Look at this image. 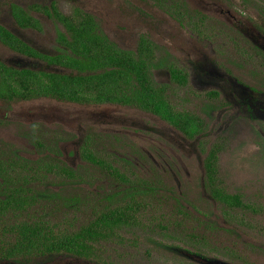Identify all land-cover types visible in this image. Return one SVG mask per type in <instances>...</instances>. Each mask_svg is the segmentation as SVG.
I'll return each instance as SVG.
<instances>
[{
	"label": "rangeland",
	"instance_id": "obj_1",
	"mask_svg": "<svg viewBox=\"0 0 264 264\" xmlns=\"http://www.w3.org/2000/svg\"><path fill=\"white\" fill-rule=\"evenodd\" d=\"M51 1L0 0L1 22L40 51L54 53L57 33L62 27L43 8H29L34 4L49 6ZM55 1L66 15H73L76 9L93 14L102 31L122 48L136 50L142 35L154 41L158 47L155 63L159 65L162 61L163 64L152 69V78L157 84H167V97L176 110L201 114L213 124L209 127L216 135L202 139V143L212 146L217 142L222 146L218 154L221 186L231 194H240L243 202L257 211L251 215L245 208L230 209L209 196L210 191L203 186L206 150L201 144L196 147L191 140H184L185 136L178 129L159 116L133 106L77 104L37 97L0 101L1 149L35 162H48L44 156L56 150L60 153L61 164L73 167L82 178L70 180L45 171L41 180L29 184L36 201L19 214V220H44L56 229L74 231L88 224L102 210L120 206L128 200L124 196L125 184L114 178L109 169L83 157L82 147L88 144L95 155L136 183L135 187L130 184L133 186L129 185V190L134 192L133 203L139 209L138 219L132 226L119 229L115 236L97 244L98 258L91 259V264H202L173 255L175 246L193 249V243L203 251L202 258L209 261L264 264V120L245 117L233 110L220 114L222 106L219 105L225 101L224 97L211 99L207 94L211 86L193 84V78L190 79L192 61H173L189 58L185 52L192 54L190 58H196L195 49L211 48L208 41L213 31L210 29L213 17L229 27L224 17L211 13L213 3L255 24L254 17L240 10L248 5L260 8L264 2L166 0L169 7L182 2L188 6L190 10L181 11L183 22L155 0ZM14 2L39 18L42 30L19 27L10 12ZM194 10L205 17L200 19ZM218 30L236 39L232 29L219 27ZM165 48H171L173 53ZM249 54L254 55L253 48ZM20 57L24 56L0 44V60L17 67L48 69L44 61H21ZM166 58L190 74L186 85L172 78L167 61H164ZM222 62L226 64L227 61L219 62L221 71L230 72L231 66ZM205 64L208 67V62ZM199 67L205 66L202 62L195 66V70L201 72ZM52 68L55 67H49ZM231 73L233 82L243 79L248 92L250 87L258 85L257 79L249 73ZM250 113L246 110L247 115ZM146 186L156 190L155 197L139 192ZM150 218H154L153 223ZM5 221L12 222L8 217ZM85 261L54 253L29 260L0 259V264H80Z\"/></svg>",
	"mask_w": 264,
	"mask_h": 264
},
{
	"label": "trees",
	"instance_id": "obj_2",
	"mask_svg": "<svg viewBox=\"0 0 264 264\" xmlns=\"http://www.w3.org/2000/svg\"><path fill=\"white\" fill-rule=\"evenodd\" d=\"M155 1L183 21L181 11L186 8L183 2L169 7L166 0ZM30 8H43L48 16L63 26L64 30L57 33L59 46L56 53L42 52L0 24L2 44L25 57L40 58L48 66V69H36L0 61L1 99L13 101L52 97L77 104L133 106L159 116L190 137L204 131L203 120L193 112L176 110L167 97V84H157L152 78L151 69L162 66L163 62L160 61L159 65L155 63L156 45L147 35L141 36L136 50H127L102 31L90 12L76 9L73 16L65 15L54 0L49 6L34 4ZM11 14L19 27L42 30L40 20L23 6L12 3ZM194 28L197 29V25ZM50 66L55 68L49 69ZM166 66L176 82L182 85L188 83V76L182 68L172 61L167 62ZM4 152L0 147V259L29 260L62 253L86 260L80 264H91V259L98 258L99 248L96 246L101 240L115 236L119 229L132 226L138 219L139 209L133 203L134 192L129 190V185L134 182L105 159L95 155L90 145L85 144L82 147L83 157L109 169L114 178L125 184L124 196L128 200L120 206L102 210L88 224L74 231L56 229V226L44 220H19V214L36 201L35 192L29 184L41 180L45 171L55 172L70 180H79L82 176L76 173V169L58 160L35 162L24 157H4ZM216 152L215 148L205 161L206 178L211 188L209 195L225 205L240 206L239 195H231L216 184ZM139 192L145 193L143 190ZM7 217L12 222H6Z\"/></svg>",
	"mask_w": 264,
	"mask_h": 264
},
{
	"label": "flooded vegetation",
	"instance_id": "obj_3",
	"mask_svg": "<svg viewBox=\"0 0 264 264\" xmlns=\"http://www.w3.org/2000/svg\"><path fill=\"white\" fill-rule=\"evenodd\" d=\"M51 2H50V5H51ZM262 2H264V0H262ZM19 5H21V4H19ZM25 9H27V8H25ZM33 10H35V9H33ZM182 10L185 11V10H190V9L188 8V6H186V8H183ZM240 11L243 14H249V15H251V17H254L256 19V23L254 24L251 21L244 20V19H242V17L234 14L228 8H222L219 6L218 3H216V2L213 3V9H212L211 13L214 16L215 15H221V18L224 17L223 21L225 22V24H228L229 27H227V25L226 26L222 25L221 22L217 21L215 19V17H213L211 19L213 27L210 28L211 30L213 28V31H211V34H210L211 38L208 41V44L210 45L211 48L209 50L208 49H206V50L195 49V51H197V55H198L196 58H193V57L190 58V56L192 54L190 55V54H188V52H185V55H187L189 58H178V59L175 58V60L173 59V61H192V63H191L192 68L191 69H192L193 75L190 77V79L193 78V84L196 87H204L206 85L211 86L212 88L207 93L209 98H211V99H214L215 97H221V98L224 97L225 101L222 104L220 103V105H219V106H222L220 108V114L225 115L226 112L230 113L233 110V112L236 114L245 115V117L256 118V120L262 121V120H264V3L261 4L260 8H253L252 5H248L247 8H244V10H240ZM10 12H11V5H10ZM193 12L195 15L204 16L198 10H194ZM216 13H218V14H216ZM1 16H2V9L0 7V24L4 25L1 22ZM70 16H73V15H70ZM96 22H97V19H96ZM60 27H62V29H60L59 31H63L64 28L61 24H60ZM219 27H223V29H232V31L235 33L236 39L233 40L231 38V36H229L227 34L222 35V31L218 30ZM214 28L216 30H214ZM239 43H241L244 46V48L239 47L240 46ZM0 44H2V43L0 42ZM2 45L5 46L4 44H2ZM58 46H59V44H58L57 38H56V46H55V52L54 53L57 52L56 47H58ZM5 47H7V46H5ZM155 47H156V50H158L157 45ZM252 48H253V53H254L253 56L251 54H249V50H252ZM165 49L167 51H169V53L170 52L173 53V50L171 48H165ZM220 50H223V52H221ZM226 52L229 55L228 54L223 55ZM170 55H172V54H170ZM233 56H236L237 58H234ZM31 59H32V61H44V60H41L40 58H31ZM0 61L4 62L2 60H0ZM164 61L169 62V61H171V59L166 58V59H164ZM220 61H227L226 64H224L223 62H222V64L226 65L227 67L231 66V68L229 70L230 72H228L227 70L221 71L222 69H221V67H219ZM201 62L203 63V65L205 67H202V68L199 67L201 69V72L196 71L195 66L196 65L200 66ZM205 62H208V67L205 64ZM4 63H6V62H4ZM44 63H46V62L44 61ZM173 63L176 64L175 62H173ZM209 66H210V68H209ZM180 68H182V67L180 66ZM152 69H151V71H152ZM231 72L249 73L251 76L253 75L257 79L258 85H253V87H250V92H248V91H246L247 85L245 86L242 83L243 79H236V81H237L236 83L232 81V77H233L232 75L233 74ZM187 76H190V74L188 73ZM211 92L213 94H210ZM167 94H168V91H167ZM0 101H3V99L0 98ZM246 110L250 111L251 113L247 115ZM256 110H258V111H256ZM196 115H198V114H196ZM198 116L204 122V131L196 134L194 137H190V136H188L182 132H181V134H183L185 136L184 137L182 135L184 137L183 138L184 140H186V141L191 140L193 142V145L195 144L196 147H197V145L201 144L204 148L203 150H206L205 154H204L205 155L204 167H205V161L208 158L209 153L212 152V150H214L215 148L217 149L216 161H215V163H216V175H217L216 184H217V186L222 187L221 183H220V179H219L220 169L218 168V159H219L218 154H219L220 150L222 149V146L217 142L213 143L212 146H209V144L206 146V144H207L206 142L202 143V139L209 138V137L213 136L216 132L212 131L211 127H209V124L211 126L213 124L208 123L204 119V116H202L201 114H199ZM231 118H234L233 115L231 116ZM3 156L4 157L8 156V157H13V158H19L17 156V154H15V152H13V154H11V153L8 154L7 152H4ZM58 156H60V153H58L56 150H53V152L50 155L46 154L44 157H47L48 160H50V159L53 161L58 160L60 162L61 159ZM206 172L207 171L205 169V176H206ZM207 182H208L207 178H206V180L204 178L203 186H205L210 191L211 188H210L209 182H208V184H207ZM145 183H146V181H145ZM145 183H143V184H145ZM134 184H136V183H134ZM222 188L224 189V187H222ZM142 190L145 192L144 194L146 197H150V196L152 198L155 197L154 194H155L156 190L152 186L142 187ZM160 190H163V189L161 188ZM226 192L229 193L228 191H226ZM229 194H231V193H229ZM231 195H239L241 198L240 194H231ZM157 196H161V194L157 195ZM158 201L159 200H156L155 202H158ZM241 203L242 204L240 206H230L228 204H226V205L224 204V205L230 209L245 208L247 211H249L248 213L251 215H254V213L257 211L249 203H247V204L244 203L242 198H241ZM153 220H154V218H150V220H149L150 223H153ZM164 230H167V229L164 228ZM179 244L182 245V243H180V242H179ZM192 247H193V249H187V248L182 249L181 246H175L172 249L173 255H181V256L186 257L187 259H189L191 261H197V262H200L202 264H215L216 261H209V260L202 258L201 253L203 251L201 249L197 248L194 245V243L192 244Z\"/></svg>",
	"mask_w": 264,
	"mask_h": 264
},
{
	"label": "water",
	"instance_id": "obj_4",
	"mask_svg": "<svg viewBox=\"0 0 264 264\" xmlns=\"http://www.w3.org/2000/svg\"><path fill=\"white\" fill-rule=\"evenodd\" d=\"M122 48V47H121ZM123 49H125V48H123ZM128 50V49H127ZM20 55V54H19ZM21 56H23V55H21ZM21 58V61H32V59L31 58H28V57H20ZM105 104H107V103H105ZM109 104H112V103H109ZM117 105H119V104H117ZM155 115V114H154ZM157 116V115H156ZM215 264H226V263H223V262H220V261H216L215 262Z\"/></svg>",
	"mask_w": 264,
	"mask_h": 264
}]
</instances>
